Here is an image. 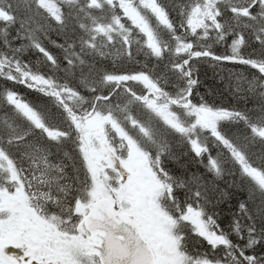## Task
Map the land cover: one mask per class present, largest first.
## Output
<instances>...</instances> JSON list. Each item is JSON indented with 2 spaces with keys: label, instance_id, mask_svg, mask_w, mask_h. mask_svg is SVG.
<instances>
[{
  "label": "snow or ice",
  "instance_id": "6c2138e0",
  "mask_svg": "<svg viewBox=\"0 0 264 264\" xmlns=\"http://www.w3.org/2000/svg\"><path fill=\"white\" fill-rule=\"evenodd\" d=\"M0 264H264V0H0Z\"/></svg>",
  "mask_w": 264,
  "mask_h": 264
}]
</instances>
